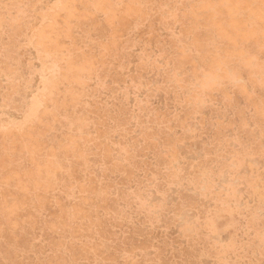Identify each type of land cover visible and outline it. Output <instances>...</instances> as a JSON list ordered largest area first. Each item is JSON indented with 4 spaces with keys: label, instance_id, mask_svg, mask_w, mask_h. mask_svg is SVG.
I'll return each instance as SVG.
<instances>
[{
    "label": "rangeland",
    "instance_id": "374dc122",
    "mask_svg": "<svg viewBox=\"0 0 264 264\" xmlns=\"http://www.w3.org/2000/svg\"><path fill=\"white\" fill-rule=\"evenodd\" d=\"M0 264H264V0H0Z\"/></svg>",
    "mask_w": 264,
    "mask_h": 264
}]
</instances>
